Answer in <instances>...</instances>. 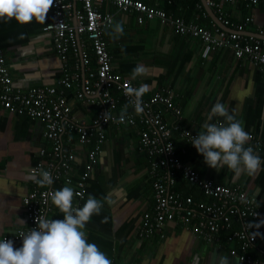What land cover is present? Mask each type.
<instances>
[{"label": "crops", "instance_id": "crops-1", "mask_svg": "<svg viewBox=\"0 0 264 264\" xmlns=\"http://www.w3.org/2000/svg\"><path fill=\"white\" fill-rule=\"evenodd\" d=\"M143 1L152 4L150 0ZM164 1L161 5L171 16L193 21L201 17L199 5H202L211 18L202 0L199 5L196 0H175L167 5ZM72 2L77 10L82 8L81 3ZM97 7L102 14L114 17L113 26L117 23L123 26L122 34L109 35L112 26L105 35L114 72L138 87L148 85L149 90L143 95L146 100L156 92L173 90L176 104L182 110L180 124L191 134L203 130L213 105L220 102L242 122L245 131L264 138V71L224 50L205 59L199 39L180 35L158 21L139 25L136 14L120 13L109 3ZM224 8L233 29L245 24L249 17L254 18L245 28L249 35L256 36L264 26V5L246 9L237 4ZM52 21V7L44 23L33 20L20 24L14 18L0 19V45L6 52L16 88L27 91L59 87L66 66L55 50L52 35L44 32ZM72 62L71 57L69 67L74 72ZM138 64L146 68V74L132 79V70ZM80 75L83 77L82 72ZM67 98L73 113L92 124L97 107L87 100H78L75 91L67 93ZM162 115L169 128L177 126L172 114L162 112ZM210 122L224 123V119L213 117ZM43 128L42 123L28 117L7 114L0 119V240L28 225L24 200L31 190L29 169L36 164L39 150L48 145ZM142 128L111 127L107 133L99 165L80 203L82 207L89 196L103 202L101 213L94 214L83 229L88 242L106 253L112 264H218L220 256H226L229 264H239L230 254L237 248L236 243L223 236L220 243H206L177 222L168 223L163 235L141 236L144 217L152 214L155 207L149 173L152 158L141 149ZM174 136L179 144L186 139L179 132ZM183 152L186 155L182 161L198 167L204 177L222 185L240 186L257 204L264 205V163L253 175L236 174L227 167L219 171L210 168L194 146L186 147ZM52 217L62 220L63 213L55 210Z\"/></svg>", "mask_w": 264, "mask_h": 264}, {"label": "built area", "instance_id": "built-area-1", "mask_svg": "<svg viewBox=\"0 0 264 264\" xmlns=\"http://www.w3.org/2000/svg\"><path fill=\"white\" fill-rule=\"evenodd\" d=\"M74 1L82 4L80 10L76 9L72 0H54L53 21L44 28L45 33L52 35L55 50L66 66L59 87L30 88L27 91L16 88L6 52L0 46V119L8 114L42 123L43 138L48 144L39 150L36 164L29 169L31 190L24 200L28 225L1 240H11L18 248L23 242L21 234L37 227L36 217L42 215L53 219L55 205L49 194L56 191L57 186L61 189L71 187L76 202L73 207H80L99 165L109 129L143 127L140 145L152 158L150 174L155 181L156 206L154 213L144 217L141 236L163 235L168 223L177 222L206 243L217 244L221 241V233L232 230L234 223H238L241 228L233 231L228 238L237 245L230 254L238 259L239 264H264V225L255 227L264 220V212L256 200L240 186H226L202 178L196 169L177 156L173 134L179 132L190 141L197 134H191L181 126L182 110L176 104L173 90L156 92L150 100L143 96L142 112L137 113L129 105L125 121L117 122L119 109L129 102L125 89L138 86L114 72L105 37L113 26L114 17L102 14L97 7L109 3L120 13L136 14L139 25L158 21L180 35L199 39L205 59L218 50L230 49L237 60L249 61L264 71V26L259 28L256 36L249 35L245 25L233 29L224 10L226 5L239 3L247 4V8H256L264 0H205L219 20L232 28V32L221 29L215 23L211 30H206L199 24L175 18L159 8V0H150L154 5L143 0ZM253 22V17L246 20L249 25ZM91 49L97 59L96 69L92 67ZM71 57L74 59V72L69 67ZM70 91H75L76 98L81 102L87 100L91 106L97 107V116L92 124H87L73 113L67 98ZM107 111H110L112 119L106 122L103 114ZM162 112L172 114L178 121L177 126L169 128ZM249 135L251 139L245 147L251 146L264 161V138ZM80 165L84 171L77 176ZM41 170L51 173V185L40 186L32 178ZM180 174L185 181L199 186L211 202H195L192 198L181 201L172 191ZM251 251L259 255H249Z\"/></svg>", "mask_w": 264, "mask_h": 264}, {"label": "clouds", "instance_id": "clouds-1", "mask_svg": "<svg viewBox=\"0 0 264 264\" xmlns=\"http://www.w3.org/2000/svg\"><path fill=\"white\" fill-rule=\"evenodd\" d=\"M53 3L54 0H0V19L14 18L20 24H28L33 20L44 23ZM122 33L123 26L117 23L109 35ZM146 71L143 65L138 64L132 70V79L144 76ZM148 90L146 84L125 89L129 102L123 106L117 122L125 121L129 105L137 113L142 112V97ZM213 117L223 118L224 123H211ZM103 119L106 122L112 119L110 111L103 114ZM202 127V131L192 136L191 144L210 168L219 171L227 167L236 174L246 172L249 175L261 169L264 161L254 153L251 146L245 147L251 139L249 133L223 103L213 105ZM32 178L40 186L53 183L48 171L41 170ZM49 195L52 204L63 213V219L53 220L42 215L36 217L37 227L21 234L23 242L20 248H15L11 240H0V264H112L106 253L96 244L88 242L83 231L91 217L101 213L103 202L89 196L82 207L74 208V191L68 186ZM108 202L112 203L110 200ZM18 222L24 223L20 219ZM261 225H264V220L255 227ZM218 264H229L228 258L220 256Z\"/></svg>", "mask_w": 264, "mask_h": 264}, {"label": "trees", "instance_id": "trees-1", "mask_svg": "<svg viewBox=\"0 0 264 264\" xmlns=\"http://www.w3.org/2000/svg\"><path fill=\"white\" fill-rule=\"evenodd\" d=\"M162 1V0H161ZM161 1L159 0L158 2H159V8L160 9H162L163 11H165V9L163 8V6L161 5ZM175 2V0H166V1H164V5L166 4H168V3H174ZM196 3H197V5H199L200 3H201V1L200 0H196ZM240 5H242L244 8H246V9H248L247 8V4H245V3H239ZM151 5H154V2H152V4ZM260 5H264V3H261ZM259 5V6H260ZM200 7H201V10H202V13H201V17L200 18H197V19H195V20H193V21H189V20H185L186 22H193V23H196V24H199L201 27H203V28H205L206 30H211L212 28H213V25H214V23L212 22V20H211V18H209L206 14H205V11H204V9H203V6L202 5H199ZM249 9H251V8H249ZM207 18L205 21H204V18ZM175 18H178V17H175ZM180 19H182V18H180ZM184 20V19H183ZM227 20H229L228 18H227ZM247 20V19H246ZM229 22H230V20H229ZM245 24H243V25H245L246 27L247 26H249V24H246V22H244ZM233 24L230 22V26H232ZM1 46V45H0ZM224 51H227V52H230L233 56H234V54H233V52L230 50V49H228V50H224ZM89 54H90V56L92 57L91 59H92V67L94 68V69H96V67H97V59H96V56H95V54H94V52H92V49L89 51ZM235 57V56H234ZM243 61V60H242ZM249 62V61H248ZM72 63H74V59H73V62ZM181 126H182V124H181ZM142 129H144V128H142ZM193 132V131H192ZM194 133V132H193ZM177 134V133H176ZM175 137L176 136H174L173 138H172V142L174 143V146H175V149H176V152H177V156L180 158V160L182 161L183 159H185L184 157H185V152H183L184 151V149H186V147H188V146H193L192 144H191V141L186 137V139L185 140H181V141H183V143H181V144H179V140H177V139H175ZM201 155V154H200ZM204 159V157L201 155V157H200V159ZM198 166V165H197ZM193 167V166H192ZM194 169H196L197 170V172L200 174V176L202 177V178H206V177H204V172H199L200 170H199V168L197 167H193ZM84 171V167L82 166V165H80L79 167H78V173H77V176L79 175L80 176V174L82 173ZM150 173V172H149ZM150 176H151V174H150ZM151 178V177H150ZM207 179H209V178H207ZM152 180V188H153V191H154V183H155V181H154V179L152 178L151 179ZM209 180H212V179H209ZM57 188V190H59V189H61L60 187H56ZM88 189H89V185H88V188H87V191H86V195H87V193H88ZM172 191L174 192V193H176L180 198V200L181 201H183V200H185V199H187V198H192L195 202H211V200L210 199H208V198H206L205 196H204V194H203V192H202V189L199 187V186H196V185H193V184H191V183H189V182H187V181H185L184 180V178H183V176L180 174V175H177V182H176V185L172 188ZM154 196H155V191H154ZM85 198V197H84ZM83 200V199H82ZM72 203H73V205H74V203H76L75 202V200L73 199V201H72ZM258 204H259V206H260V209L264 212V205L263 204H261V203H259L258 202ZM155 206H156V202H155ZM55 210H59L56 206H55ZM154 210H155V207H154V209H153V211L151 212V213H154ZM53 220H57L56 218H54ZM181 225V224H180ZM241 228V226H240V224H238V223H234V227H233V229L232 230H230V231H228V232H224L223 234L221 233V237L223 236V238L224 239H226L227 240V238H230L231 236H232V233H233V231H235V230H239ZM249 255H252V256H258V254L256 253V251L255 252H250L249 253Z\"/></svg>", "mask_w": 264, "mask_h": 264}, {"label": "water", "instance_id": "water-1", "mask_svg": "<svg viewBox=\"0 0 264 264\" xmlns=\"http://www.w3.org/2000/svg\"><path fill=\"white\" fill-rule=\"evenodd\" d=\"M204 4V8L207 11V13L210 15L212 20L215 22V24L220 27L221 29L227 31V32H232L233 30L227 26H225L218 18V16L215 14V12L208 6L205 0H202Z\"/></svg>", "mask_w": 264, "mask_h": 264}]
</instances>
